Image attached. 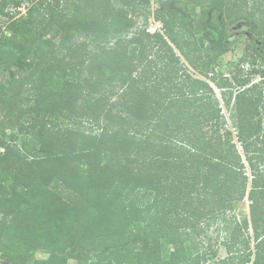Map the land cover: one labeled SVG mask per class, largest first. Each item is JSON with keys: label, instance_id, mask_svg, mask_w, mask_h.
Masks as SVG:
<instances>
[{"label": "trees", "instance_id": "trees-1", "mask_svg": "<svg viewBox=\"0 0 264 264\" xmlns=\"http://www.w3.org/2000/svg\"><path fill=\"white\" fill-rule=\"evenodd\" d=\"M149 5L39 0L25 22L2 5L0 260L7 264H199L185 238L214 218L228 232L227 255L214 264H264V0H164L155 12L161 31L128 36L129 10ZM242 18L255 39L229 79L215 64L228 24ZM51 27L61 33L58 44L45 35ZM76 34L114 44L89 51L86 42L71 44ZM212 84L232 107L235 134L221 121ZM109 91L115 101L106 100ZM58 119L72 125L55 128ZM87 122L98 132L82 131ZM8 128L20 142L7 138ZM246 196L249 215L228 222ZM162 239L173 244L169 260ZM39 250L48 256L33 257Z\"/></svg>", "mask_w": 264, "mask_h": 264}, {"label": "rangeland", "instance_id": "rangeland-1", "mask_svg": "<svg viewBox=\"0 0 264 264\" xmlns=\"http://www.w3.org/2000/svg\"><path fill=\"white\" fill-rule=\"evenodd\" d=\"M39 0H0V9L2 5L6 3V11H11L16 14V18L23 20H28L29 13L28 9L31 6H36ZM53 2L54 0H50ZM161 1L164 0H150V5L146 10L132 11L129 10L130 16L134 20V27L128 33V36H131L134 32L138 31L141 28H146L150 32H154L157 28L160 27L161 22L155 18V12L159 9ZM19 2V5L16 3ZM199 11V10H198ZM197 11V12H198ZM35 18V15L33 16ZM31 23V22H29ZM161 31V27H160ZM227 32L229 35V40L225 45V51L220 55L218 62L215 64L216 71L220 75H224L227 78H231L233 72L235 71L237 64L239 63L240 57L244 54L246 50V45L251 40L255 39L252 32L251 25L246 21L245 18L239 19L235 22L229 23L227 26ZM8 34L5 31L4 18L0 15V38H3L4 35ZM60 31L57 27H51L49 30L45 31V35L53 39V44H58L60 41ZM200 33H198L199 35ZM73 45H84L86 42L87 48L89 51L100 52L102 46H109L114 44V40L109 39L105 41H93L84 35L76 34L73 40H71ZM220 48H217L219 50ZM69 58V57H67ZM185 62L184 59H182ZM248 70V66L245 67ZM190 71L193 72V69L190 67ZM255 81H258L260 78L258 76H252ZM213 85V84H212ZM214 93L213 98H217L220 101V106L222 108V118L221 121L225 126L231 130L234 134L236 133L233 126V120L231 117L232 107L227 108L223 98L221 97L220 89L213 85ZM106 100L109 102L115 101L116 96L112 95L109 92L104 93ZM8 101L17 104L16 100L9 97ZM7 111V110H6ZM5 110L2 108V102L0 101V120L3 119ZM17 115V109L14 110L13 116ZM27 119L25 116L24 120ZM71 124L65 119H58L52 122V125L58 127H66ZM72 125V124H71ZM56 128V127H55ZM53 128V129H55ZM81 130L86 133H96L98 132L97 126H93L91 123H84L81 125ZM11 129L6 130L7 138L10 140H16L20 142V137H15V135L10 134ZM235 142L242 152V147L239 142ZM249 215V200L247 196L240 201H235L233 204L232 210L228 213L227 220L228 222L232 221L234 217H237L239 220H242L244 216ZM226 224L220 218L207 219L203 222H199L196 226V229L189 230L187 237L185 238V248L186 253L192 254L194 260L200 259L199 264H214L218 259L223 258L227 255V251L224 246V240L228 237V232L226 230ZM163 240V249H162V259L169 260L171 254L174 250L173 244ZM49 253L44 251H36L33 255L35 258H46ZM190 258V257H187ZM192 261V260H191ZM106 262V261H105ZM0 264H7L6 262L0 260ZM67 264H78L75 259H69ZM80 264H86L81 262ZM131 264V263H124Z\"/></svg>", "mask_w": 264, "mask_h": 264}, {"label": "built area", "instance_id": "built-area-1", "mask_svg": "<svg viewBox=\"0 0 264 264\" xmlns=\"http://www.w3.org/2000/svg\"><path fill=\"white\" fill-rule=\"evenodd\" d=\"M160 27H162V23L160 24ZM160 27H159V28H157V30H160ZM157 30H156V31H157Z\"/></svg>", "mask_w": 264, "mask_h": 264}]
</instances>
